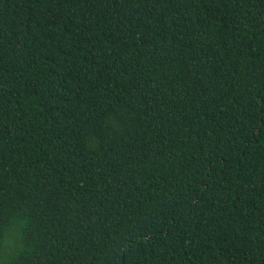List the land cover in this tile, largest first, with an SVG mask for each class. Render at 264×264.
<instances>
[{
    "label": "trees",
    "instance_id": "obj_1",
    "mask_svg": "<svg viewBox=\"0 0 264 264\" xmlns=\"http://www.w3.org/2000/svg\"><path fill=\"white\" fill-rule=\"evenodd\" d=\"M0 264H264V0H0Z\"/></svg>",
    "mask_w": 264,
    "mask_h": 264
}]
</instances>
